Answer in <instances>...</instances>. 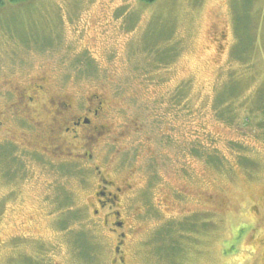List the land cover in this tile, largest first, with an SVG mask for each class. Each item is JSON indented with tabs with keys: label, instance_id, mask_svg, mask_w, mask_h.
I'll list each match as a JSON object with an SVG mask.
<instances>
[{
	"label": "rangeland",
	"instance_id": "obj_1",
	"mask_svg": "<svg viewBox=\"0 0 264 264\" xmlns=\"http://www.w3.org/2000/svg\"><path fill=\"white\" fill-rule=\"evenodd\" d=\"M0 264H264V0H1Z\"/></svg>",
	"mask_w": 264,
	"mask_h": 264
},
{
	"label": "flooded vegetation",
	"instance_id": "obj_2",
	"mask_svg": "<svg viewBox=\"0 0 264 264\" xmlns=\"http://www.w3.org/2000/svg\"><path fill=\"white\" fill-rule=\"evenodd\" d=\"M63 106H66V104H63ZM100 103H95L94 105H92L91 107H89V109L86 112V117H84L82 119V117L78 118L76 117L75 121L73 122V125L67 127L64 129V132L71 130V132L75 133V135H73L71 137V139L77 138V132H78V128L79 127H88L89 129L87 130V132L85 134H82V136H80V138L82 139L83 143L81 144L80 148L83 149L82 152L77 154V157L82 160L83 157H86L85 160H91L92 158V154L87 151V146L90 144H93V138L95 135H93V131L97 130L99 128H101V125H97L94 126L92 125V119H95L96 117H98V111H99V107ZM57 113L56 115L58 116L60 114V112L62 113V111L60 110H56ZM60 111V112H59ZM56 117V116H55ZM58 126V125H56ZM83 127V128H84ZM57 129H61L60 127L56 128ZM50 131H53L54 129H52V127H50L49 129ZM58 139H64L63 134H59L57 136ZM53 141L51 137H49V141ZM57 143L52 142V145H56ZM86 146V147H85ZM91 146V145H90ZM57 146H52L51 148H56ZM68 149V148H65ZM86 150V151H85ZM71 153V152H70ZM66 154H69V152H66ZM101 167L99 165H94L93 167V173L98 175L101 179V182L99 181L98 184V190L95 192V196H96V203L97 206L101 209H108L107 214L105 215L106 217L109 215H112L113 221L111 222V224L113 225L110 230L113 232H116L117 228H120L123 226V221L119 218V214L120 212L117 211V209L114 211L113 208L114 207H119L118 204V199L117 198V194L114 193V191H110V188L113 186L114 181L113 180H109L104 172L103 169H100ZM115 192H119L120 193V188H115ZM121 194V193H120ZM95 213L98 212V210L94 211ZM107 221V220H106ZM124 234L123 233H119V239L121 240L123 238ZM120 242L117 243L116 245V255L119 254L120 252ZM115 259L117 260V256L115 257Z\"/></svg>",
	"mask_w": 264,
	"mask_h": 264
},
{
	"label": "trees",
	"instance_id": "obj_3",
	"mask_svg": "<svg viewBox=\"0 0 264 264\" xmlns=\"http://www.w3.org/2000/svg\"><path fill=\"white\" fill-rule=\"evenodd\" d=\"M12 1H15V0H12ZM145 1H150V0H145ZM0 3H1V0H0ZM193 225H194L193 223H190L189 226L193 228ZM62 227L64 228L66 226H62ZM155 240H156V250H158V244H159V242L160 241L164 242L163 241V238H162V233H159L158 236L155 238ZM75 244H76L77 248L79 249V255H81L82 253H84V251H86V250L91 251V246L88 243L87 238L85 236H83V235H80V237L76 240Z\"/></svg>",
	"mask_w": 264,
	"mask_h": 264
}]
</instances>
